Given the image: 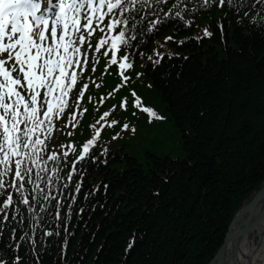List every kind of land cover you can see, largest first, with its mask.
Segmentation results:
<instances>
[{"label": "trees", "instance_id": "trees-1", "mask_svg": "<svg viewBox=\"0 0 264 264\" xmlns=\"http://www.w3.org/2000/svg\"><path fill=\"white\" fill-rule=\"evenodd\" d=\"M127 25L129 86L116 90L104 53L90 62L85 107L75 128L58 122L55 148L91 136L103 109L116 123L72 173L68 157L53 200L43 193L32 212L18 203L0 213L5 264H208L263 185L264 0H160L132 10ZM130 88L165 119H150Z\"/></svg>", "mask_w": 264, "mask_h": 264}, {"label": "snow or ice", "instance_id": "snow-or-ice-1", "mask_svg": "<svg viewBox=\"0 0 264 264\" xmlns=\"http://www.w3.org/2000/svg\"><path fill=\"white\" fill-rule=\"evenodd\" d=\"M226 2L232 4L233 0H220L221 5ZM202 3L207 7L211 0H202ZM132 7L134 3L126 4L124 0H56V10L53 11L52 0H0V196L10 187L19 193L18 197H14L12 191H7L0 205V213L5 214V219L10 205L23 203L29 206V212L36 206L25 195L28 189L24 182L26 178L31 181V164L40 167L36 160L42 151L41 145L45 143L41 133L48 131L44 126L54 127L55 117L65 104L66 91L73 88V84L66 83L65 78L70 65L81 63L74 59L80 54V43L86 40L81 30L92 29L94 22L99 25L106 15L115 17L114 10L123 12ZM176 15L179 17L181 13L177 12ZM161 22L162 18H158L155 23ZM120 23L127 25L128 19L113 18L107 28L112 29ZM185 23L191 24L192 21L186 20ZM126 31L122 29L113 36L114 48L118 41L126 43L134 39L126 36ZM203 32L207 36L213 34L207 27ZM159 55L163 56L164 53ZM129 58V54L121 58L120 68L130 67L125 63ZM71 76L72 80L76 79L75 70ZM146 110L155 114L150 107ZM123 127L127 128L128 125ZM99 131L97 128L96 132ZM95 141L96 137L93 136L83 145L84 150L77 160L90 155L88 150ZM56 157L57 153H52V158ZM91 158L96 159L95 156ZM9 173H12L11 183L8 182ZM32 182L36 185L35 191H39V172ZM49 196H44V200L48 201ZM16 211H19V207ZM131 247L132 241L128 245V248ZM0 264H5V261L0 260Z\"/></svg>", "mask_w": 264, "mask_h": 264}, {"label": "bare ground", "instance_id": "bare-ground-1", "mask_svg": "<svg viewBox=\"0 0 264 264\" xmlns=\"http://www.w3.org/2000/svg\"><path fill=\"white\" fill-rule=\"evenodd\" d=\"M31 184L34 183L31 181ZM34 188H36V186ZM252 198L247 203H249ZM260 215L262 216V219H260L256 225L255 223L254 225H249L250 231L247 237L242 238L243 233L247 229L245 228L244 231L241 232V238L240 236L236 237L227 247L226 255L229 264H264V199L254 213V216ZM255 232L258 235L257 240L252 238V234ZM212 264L219 263L215 261Z\"/></svg>", "mask_w": 264, "mask_h": 264}, {"label": "water", "instance_id": "water-1", "mask_svg": "<svg viewBox=\"0 0 264 264\" xmlns=\"http://www.w3.org/2000/svg\"><path fill=\"white\" fill-rule=\"evenodd\" d=\"M263 199H264V184L256 192V194L253 196L252 200L249 203L242 206L238 211H236L228 226V231L226 233V237L224 239L222 246L218 249L217 253L214 255V257L212 258L209 264H212L215 261L218 262L219 264H229V260L226 255L227 247L229 246V244L232 243V241L236 237L240 236L241 238V232L244 231L245 228L247 229L243 233L242 238L247 237L250 231L249 225H254V223L256 225L259 222V220L262 219L261 215L254 216V213L257 210V208L261 205Z\"/></svg>", "mask_w": 264, "mask_h": 264}, {"label": "rangeland", "instance_id": "rangeland-1", "mask_svg": "<svg viewBox=\"0 0 264 264\" xmlns=\"http://www.w3.org/2000/svg\"><path fill=\"white\" fill-rule=\"evenodd\" d=\"M144 104H145L146 107H149V105H148L147 103H145V101H144ZM159 119H160V120H164L165 118H159ZM254 193H255V191L252 192V194L250 195V197H249L248 199L245 200V203H247V202L253 197ZM245 203H244V204H245ZM252 238H253V239H256V240L258 239V235H257L256 232L252 234Z\"/></svg>", "mask_w": 264, "mask_h": 264}]
</instances>
